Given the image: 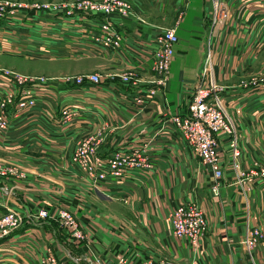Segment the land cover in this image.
I'll return each mask as SVG.
<instances>
[{"label": "crops", "instance_id": "obj_1", "mask_svg": "<svg viewBox=\"0 0 264 264\" xmlns=\"http://www.w3.org/2000/svg\"><path fill=\"white\" fill-rule=\"evenodd\" d=\"M224 1L233 18L214 26L213 0H146L148 16L160 15L146 25L110 16L123 36L120 47L96 50L92 41L84 40L82 47L67 49L66 58L82 61L81 68L91 65L89 71L97 70L102 80L66 82L49 99L35 92L38 100L44 98L40 103L45 110L20 113L7 130H0V158L18 167V174L0 175V184L11 192L0 193V215L6 204L32 212L65 206L77 214L93 248L106 260L125 254L130 264H141L146 256L171 264H264V245L250 255L241 243L248 225L264 228V177L251 182L243 175L264 167V86L254 78L264 70V0ZM86 21L89 29L99 26L91 18ZM4 22L0 21V52L12 47ZM174 22L179 23V42L169 85L152 97L146 92L156 77L150 67L155 40ZM75 27L67 25L64 39L79 34ZM34 36L25 37L19 48L67 46L62 39ZM209 55L212 78L220 86L241 148L240 164L235 166L231 144L219 137L224 176L218 193L213 192L212 172L188 146L175 121L188 113ZM128 70L139 76L134 78L139 85L123 79L122 72ZM13 89L0 73V92ZM64 107L73 110L71 120L62 119ZM84 140L98 143V155L106 160L115 153L129 154L141 166L129 170L122 181L111 177L94 188L72 162ZM182 203L200 206L207 216L197 249L171 230L169 214ZM31 220L21 233L0 240V264H39L48 249L62 260L75 249L54 223Z\"/></svg>", "mask_w": 264, "mask_h": 264}, {"label": "built area", "instance_id": "obj_2", "mask_svg": "<svg viewBox=\"0 0 264 264\" xmlns=\"http://www.w3.org/2000/svg\"><path fill=\"white\" fill-rule=\"evenodd\" d=\"M113 1V0H112ZM113 1L117 8L112 7L109 3L104 6L93 7L86 3H80L79 6H74L68 9L69 13L80 9L83 11L89 10L88 7L97 8L103 12L104 19L94 33L91 35L97 40L101 48H117L122 42V34L120 30L113 24L110 16L119 15L117 11H126L130 7L129 3ZM224 0H213L215 9L213 10L212 23L214 26L220 24L224 17V11L218 12V6H221ZM101 5V4H100ZM224 5V4H223ZM225 6V5H224ZM132 7V5H131ZM226 7V6H225ZM3 15V14H2ZM179 24V23H177ZM156 48L152 52L151 69L155 72L158 80L152 83L149 90L146 92L150 96L156 95L161 89H165L169 82L170 66L174 57L175 46L179 42L176 29H168L157 35ZM211 55L207 57L206 65L202 73L200 82L196 85L192 98L189 103L188 113L184 116L175 118L183 138L188 142V146L198 156L200 161L209 167L213 173V192L218 193L221 185V180L224 176V165L218 149V137L224 136L231 144L233 157L235 158V166H239L237 150V134L235 126L231 118L227 115L225 106L220 95V86L212 78L211 69L213 64L210 60ZM125 81L133 80L129 75H124ZM102 76L98 73L87 76H78L76 78H68L67 82L84 84L86 82L99 83ZM140 81L133 80V84L139 85ZM30 95V96H28ZM13 95L7 97V102H13ZM18 101L19 106L35 105L39 102L33 92L22 95ZM44 99V98H43ZM138 101H143L139 98ZM40 103V102H39ZM71 108L66 107L63 112V120H71L74 112ZM8 122L3 115L1 123ZM0 123V124H1ZM7 127V126H6ZM98 143L84 140L80 142L75 150V159L83 163L84 171L95 180L96 185H102V182H109V178H118L123 180L125 174L133 169L141 166V163L133 156L123 153H115L112 159L106 160L98 155ZM245 174V173H243ZM249 181L253 182L256 177H264V167L258 170L252 169L246 174ZM45 209H41L37 218L53 217L48 215ZM59 222L67 229L70 237L77 243L84 246L86 255L83 260L87 264H130L129 258L125 254H115L114 258L106 260L104 255L96 251L90 244L88 232L82 228V224L68 210H61L57 213ZM80 219V218H79ZM22 221V214H10L0 219V229L10 226H17ZM169 221L172 227V233L177 238L189 240L194 248H199L201 241L205 235L207 226V216L205 211L198 205L192 203H182L174 208L170 215ZM87 239V241H85ZM85 242V243H84ZM250 255L258 246L264 245V231L261 227L248 225L247 231L241 241ZM84 243V244H83ZM75 261L77 258L72 257ZM52 263L58 264L56 259L50 258ZM70 264V263H69ZM141 264H171L162 258L144 259Z\"/></svg>", "mask_w": 264, "mask_h": 264}, {"label": "rangeland", "instance_id": "obj_3", "mask_svg": "<svg viewBox=\"0 0 264 264\" xmlns=\"http://www.w3.org/2000/svg\"><path fill=\"white\" fill-rule=\"evenodd\" d=\"M113 1L112 0H0V21L5 20L4 28L9 29V31H5V32H9L11 44H12V47H9L8 51L6 50L5 52H0V73L3 74L4 77L8 81H10L15 87V89H13L12 91L5 93L0 92L1 93L0 123L2 121L3 115H5L8 121L3 124L2 123L0 124L1 131L7 130L10 127L13 118L15 116H18V114L20 113H29V112H34L36 110L37 111L45 110L43 104L39 103L43 99L38 100V96H36L35 92H42L43 94L42 96L49 99V97H51L53 94L58 93V89L62 87L60 85H64L67 82L68 78H72V77L76 78L78 76H87L90 74L98 73L97 70L89 71L91 65L88 67L81 68L82 63L80 62L82 61L77 62L74 61L72 58H66V57L68 56L69 53L67 49L72 50L73 47L77 49L79 46L82 45V43H84V40L86 42L92 41L94 44L93 47L96 50L101 49L102 46H100L99 43H97L95 37L93 38L92 35L91 36L88 35V33L92 34L94 33V31L86 27L87 25L86 20L91 18L92 20H95L98 25H100L102 18H104L103 12H101V10L97 8L92 9L91 7H88L89 10L86 11L75 9V11L72 13H69L68 9L74 6H79L80 3H86L89 4L90 6L93 5V7L104 6V4L109 3L112 7L117 8L116 4ZM115 1L123 2V0H115ZM126 2L129 3L130 7H128L125 12L124 11H117V12L119 14L118 16L124 17L129 21L130 20H132L133 22L138 21L140 24L146 25L148 22H151L156 17L160 16V15L156 16L152 14L148 16L147 10L149 9V7L147 6L148 4H146V0H125L124 3ZM223 4L221 6H218V12L220 11L225 12L223 19H221V22L228 23L233 18L232 10L230 13L231 8L230 9L226 8L224 6L225 4L224 5ZM137 5L139 6V8ZM74 23L76 24V27L73 28V30H75V32H78L79 34L70 36L71 40L67 38L64 39L68 31L67 25L68 24L72 25ZM43 24L52 25L53 28H50L49 26L47 27ZM23 26L24 28H29L27 29L28 31H22L21 29L23 28ZM174 28L176 29V34L178 35L179 24H176V22L172 23L171 25L168 24L163 31ZM57 29H59V31H57ZM61 29L62 31L60 32ZM53 32L54 35H52ZM59 33H61L62 35L58 36ZM180 33H182V31H180ZM37 34L39 36L42 35L53 42L57 41V39H62L61 40L62 42L66 41L67 46L61 45L60 47H56L54 45H50L49 47L46 45L43 46L39 44L38 49L21 50L19 48L20 42H23L25 37L28 38V40H33L32 38L35 39L34 35ZM29 35L32 38L29 37ZM28 43H30V41H28ZM174 55H175V51H174ZM81 69H83V72L79 71ZM262 72L260 71L257 75L254 76V78H256L255 81H257V83H262V85L264 86V77H263L264 72L263 73ZM123 73L131 76L133 80L134 78L139 79V76L133 70H128L126 72H122V74ZM158 79L159 78H157V76L156 77L154 76L150 80H153L152 82H154L155 80ZM29 92L30 93L33 92L36 99L39 102H36L35 105H26L22 107L19 106L18 104V101L20 100L19 98L22 95H26ZM10 95H13L14 99L13 102L8 103L7 97ZM65 108L66 107H64L62 111H64ZM62 119H63V112H62ZM235 133L237 134L236 126H235ZM228 138L230 139L229 135L227 136V139ZM237 138H238V134H237ZM236 146L239 155L241 156V148L239 147L238 142ZM72 162L75 163V165H77L78 168L87 175V177L91 180V184L94 188L101 187V185H96L95 180L91 179L90 176L84 171L83 163L75 159V152L73 153L72 156ZM17 168L18 167L16 165L9 163V161L3 158H0L1 176L9 177L12 176L11 174H18ZM254 169L258 170V168H254ZM243 175L247 177L246 174ZM256 178H260V177H256ZM101 183L102 185L104 184V182L102 181ZM213 185L214 184H212V188ZM8 190L9 188L7 185L5 186L0 184L1 194L10 195L11 192H8ZM2 208H4V212L0 215V219L10 214L21 213L22 221L17 226H10L8 228L5 227L0 229V240L18 231H20L19 233H21L24 230L22 228L27 219L31 218L34 222L49 221L54 223V228H56V230L62 231L63 235L66 233L65 234L66 241L68 243L70 242V244L77 250L72 248L70 253L65 255L68 258L64 256V258L61 260L57 257L56 253L53 250L48 249V251L44 254V256H42L39 264H54V262L52 263V260L50 258L53 259L55 258L58 264H69V263L84 264L83 257L85 250H83V247L85 246L84 244L85 242L83 243L84 246L80 243L75 242L70 237V234L67 231V229L59 222L57 218V213L65 209L71 212L75 216V218L80 221L77 214L74 213L72 210L66 208L65 206L64 207L57 206L52 208L41 207L38 208L35 212H32L29 209L26 210L23 207H14L11 206L10 204L9 205L6 204L5 206H2ZM41 209H45L47 212L49 211L48 215L54 216V218L53 217L37 218V215ZM80 223L82 224L81 226L83 230L85 232H88L87 228L82 223V221H80ZM262 229L264 231V228ZM67 238H69V240ZM85 241H87V239ZM86 246L92 247L95 245L91 241L90 244L86 243ZM73 256L77 258L76 261L72 258ZM9 257L12 256L9 255L6 256L5 258H9ZM146 258H152V257L146 256ZM13 260L17 261L16 258ZM13 260L12 262H14Z\"/></svg>", "mask_w": 264, "mask_h": 264}]
</instances>
